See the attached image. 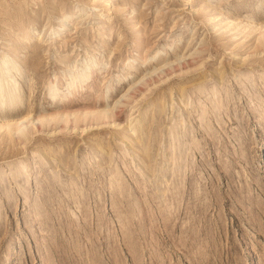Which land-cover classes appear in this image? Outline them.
<instances>
[{
  "label": "rangeland",
  "instance_id": "rangeland-1",
  "mask_svg": "<svg viewBox=\"0 0 264 264\" xmlns=\"http://www.w3.org/2000/svg\"><path fill=\"white\" fill-rule=\"evenodd\" d=\"M4 59L0 264H264V0H0Z\"/></svg>",
  "mask_w": 264,
  "mask_h": 264
},
{
  "label": "bare ground",
  "instance_id": "bare-ground-1",
  "mask_svg": "<svg viewBox=\"0 0 264 264\" xmlns=\"http://www.w3.org/2000/svg\"><path fill=\"white\" fill-rule=\"evenodd\" d=\"M72 19H73V18H72ZM66 21H67V20H66ZM70 21H71V20H70ZM66 27H67V26H66ZM63 28H64V27H63ZM42 29H43V28H42ZM50 29H52V28H50ZM55 29H56V28H55ZM66 30H67V29H66ZM66 30H65V31H66ZM65 31H64V32H65ZM56 32H57V31H56ZM139 32H140V31H139ZM40 35H41V34H40ZM56 35H57V34H56ZM60 36H61V35H60ZM262 37H263V36H262ZM146 40H147V39H146ZM141 42H142V41H141ZM156 55H157V54H156ZM144 57H145V56H144ZM156 57H157V56H156ZM156 57H155V59H156ZM176 57H177V56H176ZM90 58H92V57H90ZM88 59H89V58H88ZM152 59H153V58H152ZM145 60H146V59H145ZM145 60H144V61H145ZM91 61H92V59H91ZM91 61H87V62L84 64V66L81 67L80 69L73 70V72L75 73V76H74V78H73V85L76 83V81H77L79 78H81V77H83V76L85 77V74H86V72H87V69L90 70V68H91L92 65H96V64L98 65V63H95V62H94V63H95V64H94V63H92ZM94 61H95V60H94ZM8 62H9V59H4V60L1 62L0 66L5 68L6 65L8 64ZM142 62H143V61H141V63H142ZM185 63H188V62H187V61H185V62H184V61L181 62V60H180V61H174V62L171 61V63L168 62V64H164L163 67H162V65H161L160 68H158V69L156 68V69H157L156 72H154V74H153V72H152V74L155 75V73H156L157 76H160V74H162V75H165L166 78H168V75H169V74H168V71H169V70H172V71H173L172 74H174V73H176V72L178 71V68H179V67H181V70L184 69V65H186ZM143 64H144V63H143ZM82 65H83V64H82ZM79 66H80V65H79ZM92 69H93V68H92ZM4 70H6V69H4ZM94 70H95V69H94ZM85 71H86V72H85ZM158 71H162V73H160V72H158ZM7 72H8V71H7ZM88 72H89V71H88ZM91 72H92V71H91ZM157 72H158V73H157ZM3 73H4V72H3ZM76 73H77V74H76ZM169 73H170V72H169ZM177 73H178V72H177ZM10 74H11V73H10ZM91 74H92V73H91ZM5 75H6V74H5ZM150 75H151V74H150ZM153 75H151V76H149V77H150L151 79H153ZM88 76H89V75H88ZM5 77H6V76H3V75H2V78L5 79ZM144 77L146 78L147 76H144ZM60 78H61V77H60ZM145 78H144V79H145ZM128 79H129V78H128ZM141 80H142V78H141ZM1 81H2V80H1V76H0V82H1ZM146 81H147V80H146ZM2 82H3V81H2ZM2 82H1V83H2ZM8 82H9V81H8ZM136 82H137V80H136ZM140 83H142V81H141ZM71 84H72V83H71ZM71 84H70V85H71ZM134 84H136V83L134 82ZM138 84H139V83H138ZM1 86H5V83L3 82V84H2ZM1 86H0V88H1ZM74 86H75V85H74ZM79 86H80V85H79ZM135 86H137V85H135ZM138 86H140V84H139ZM138 86H137V87H138ZM52 87H53V88H52V92H53V93L51 94V96L53 97V95H54L56 92H58V91L60 90V88H58V87H56V86H54V85H52ZM72 88H73V87H72ZM1 90H2V88H1ZM1 90H0V91H1ZM10 90H12V89H10ZM133 90H134V88H133ZM8 91H9V90H8ZM12 91H13V90H12ZM71 91H72V89H71ZM74 92H75V91H74ZM128 92H129V91H128ZM5 93H6V92H5ZM73 94H74V93H73ZM75 94H76V93H75ZM19 95H20V94H19ZM71 95H72V94H71ZM67 96H69V95H68V94H67V95H64V96L60 97V99H61L62 101H65V100L67 99ZM74 96H75V95H74ZM125 96H126V95H125ZM1 97H4V93H3L2 91L0 92V98H1ZM7 97H8V95H7ZM18 97H19V96H14L12 93H11V95H10L11 100H12V99H13V100H18ZM58 98H59V97H58ZM182 98H183V97H182ZM69 99H70V98H69ZM0 100H1V103L6 101V100H5V101H4V100L2 101V99H0ZM121 100H122V99H121ZM18 101H19V100H18ZM213 101H214L213 103L215 104L216 101H215V100H213ZM6 102H7V101H6ZM118 102H121V101H118ZM62 104L64 105V103H62ZM118 104H119V103H118ZM118 104H117V105H118ZM117 105H116V107H117ZM93 107H94V106H93ZM100 108H101V107H100ZM113 108H115V106H114ZM219 108H220V107H219ZM62 110H63V109H62ZM94 110H95V109H94ZM110 110H111V109H110ZM113 110H114V109H113ZM115 110H116V109H115ZM115 110H114V111H115ZM100 111H103V110L100 109ZM105 111H107V110L105 109V110L103 111V113H104ZM62 112H64V111H62ZM107 112H109V110H108ZM107 112H105V115L110 114V112H109V113H107ZM112 112H113V111H112ZM103 113L101 114V112H99V114L102 115V117L104 116ZM61 114H63V113H61ZM97 114H98V112H97ZM99 114H98V115H99ZM111 114H112V113H111ZM113 114H114V113H113ZM81 115H82V114H81ZM95 115H96V114H95ZM95 115H94V116H95ZM98 115H97V117H98ZM117 115H118V114H117ZM87 116H88V115H87ZM88 117L90 118V116H88ZM105 117H106V116H105ZM109 117H111V115H110ZM113 117H114V115H113ZM29 118H30V117H28V118H26V119H29ZM106 118H108V117H106ZM111 118H112V117H111ZM39 119H40V118H39ZM103 119H104V117H103ZM113 119H114V118H113ZM34 120H35V118H34ZM94 120H95V119H94ZM94 120H93V121H94ZM96 120H97V119H96ZM96 120H95V121H96ZM100 120H101V119H100ZM104 120H105V119H104ZM106 120H109V119H106ZM28 121H30V124H31V125L36 124L35 121H33V119H32V120H28ZM28 121H27V122H28ZM36 121H37V119H36ZM39 121H40V123L43 122L42 120H39ZM39 121L37 122V125H39ZM101 121H102V120H101ZM101 121H100V122H101ZM14 122H15V121H14ZM27 122H25V123H26L25 126L28 124ZM33 122H34V124H33ZM100 122H99V123H100ZM106 122H107V121H106ZM43 123H44V122H43ZM30 124H29V125H30ZM96 124H97V123H96ZM31 125H30V126H31ZM27 127H29V126H27ZM25 128H26V127H24V125H22V129H18V130H20L21 132H24V129H25ZM26 130H27V129H26ZM26 130H25V131H26ZM28 130H29V129H28ZM29 132H30V131H29ZM29 132H28V134H29ZM26 133H27V132H26ZM260 146H261V144L258 145V148H259ZM168 149H169V148H168ZM263 149H264V140H263V143H262V147L258 150V152H261ZM182 151H183V150H182ZM180 156H181V155H180ZM167 159H168V158H166V160H167ZM166 160H165V161H166ZM164 163H165V162H164ZM168 163H169V161H168ZM166 165H167V164H166ZM162 166H163V165H162ZM160 167H161V166H160ZM164 167H165V165H164L163 167H161V170L159 169V170H160V171H159V175H160V176H163L164 172H165V174L167 173V172H166L167 170H166ZM164 169H165L166 171H165ZM157 175H158V174H157ZM179 175L181 176V174H179ZM183 175H185V174H183ZM164 177H165V176H164ZM160 178H161V177H160ZM162 181H164V180H162ZM165 185H166V184H165ZM165 185H164V187H165ZM161 186H163V184H162ZM161 186H159V187H161ZM164 187H163V188H164ZM161 188H162V187H161ZM159 189H160V188H159ZM160 190H161V189H160ZM160 190H159V191H160ZM162 191H163V190H162Z\"/></svg>",
  "mask_w": 264,
  "mask_h": 264
}]
</instances>
